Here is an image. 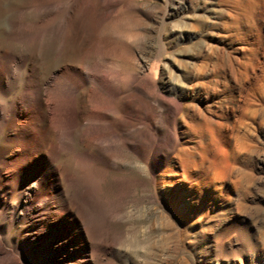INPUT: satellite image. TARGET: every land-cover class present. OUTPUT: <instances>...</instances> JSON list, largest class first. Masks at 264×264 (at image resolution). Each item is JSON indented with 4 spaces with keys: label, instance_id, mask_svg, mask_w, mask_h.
Instances as JSON below:
<instances>
[{
    "label": "rangeland",
    "instance_id": "rangeland-1",
    "mask_svg": "<svg viewBox=\"0 0 264 264\" xmlns=\"http://www.w3.org/2000/svg\"><path fill=\"white\" fill-rule=\"evenodd\" d=\"M0 2V264H264V0Z\"/></svg>",
    "mask_w": 264,
    "mask_h": 264
},
{
    "label": "bare ground",
    "instance_id": "bare-ground-1",
    "mask_svg": "<svg viewBox=\"0 0 264 264\" xmlns=\"http://www.w3.org/2000/svg\"><path fill=\"white\" fill-rule=\"evenodd\" d=\"M3 1V0H2ZM5 3H7V2H5ZM0 4H2L1 2H0ZM8 4V3H7ZM6 5V4H5ZM7 6V5H6ZM3 7V6H2ZM9 7V6H8ZM10 8V7H9ZM0 9H1V7H0ZM11 9V8H10ZM2 10V9H1ZM5 8H4V12H5ZM3 11V10H2ZM7 12V11H6ZM6 14V13H5ZM6 17V16H5ZM48 45V44H47ZM262 61V60H261ZM260 66V65H259ZM89 103H90V101H88ZM92 106V105H91ZM83 107V106H82ZM6 119V118H5ZM4 119V120H5ZM8 119V118H7ZM6 119V120H7ZM181 120V119H180ZM4 125V121L3 120H0V126H3ZM233 129V128H232ZM234 130V129H233ZM238 130V129H237ZM208 132V131H207ZM236 132V131H235ZM227 133H229V132H227ZM213 134V133H212ZM209 135V134H208ZM227 135V134H226ZM211 136V135H210ZM231 136V135H230ZM230 138H232V137H230ZM229 138V136L226 138V141H228V140H232V139H230ZM235 139H236V137H235ZM224 140V139H223ZM225 141V140H224ZM224 141H219V140H216V139H214V138H212V142H213V146H214V148H215V151L218 153V154H220L222 157H224L225 155H226V152H225V150L223 149V146H225V145H228L227 143H226V141L224 142ZM224 142V143H223ZM226 143V144H225ZM230 143V142H229ZM223 144H225V145H223ZM233 146V145H232ZM228 147V146H227ZM231 149V148H230ZM228 152V151H227ZM214 154V153H213ZM226 156H228V155H226ZM218 157V156H217ZM76 158V157H75ZM173 176L176 178V179H172V182H178L180 179L179 178H181L180 177V173H178L177 172V170L175 171V172H173Z\"/></svg>",
    "mask_w": 264,
    "mask_h": 264
}]
</instances>
